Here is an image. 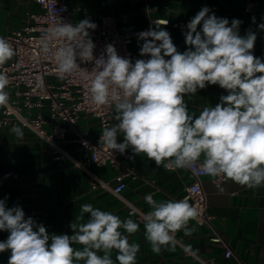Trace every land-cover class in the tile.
<instances>
[{"label":"clouds","instance_id":"clouds-1","mask_svg":"<svg viewBox=\"0 0 264 264\" xmlns=\"http://www.w3.org/2000/svg\"><path fill=\"white\" fill-rule=\"evenodd\" d=\"M241 23L233 19L230 24L205 6L186 26L187 50L179 52L168 31L149 29L138 33L140 55L149 58L135 62L118 55L111 44L95 59L87 30L97 25L88 19L75 26L58 24L49 34L74 41L55 52L61 79L80 70L78 59L94 60L85 77L91 101L96 106L111 103L117 121L104 127L100 144L120 154L131 148L134 155L144 154L166 168L194 169L202 158L198 167L203 174L257 189L264 187V59L254 55L257 35L251 30L239 34ZM259 28L264 30V24ZM15 55L12 44L0 37V67ZM9 83L0 71V108L9 104ZM208 85L227 94L198 116L190 114L185 96ZM10 132L17 140L24 137L21 127ZM120 135L123 142H118ZM144 199L150 207L142 217L144 236L154 253L175 251L177 232L190 237L196 231L189 222L199 212L187 198L157 202L147 194ZM6 200L0 199V231L9 235L0 241V253L10 251L8 264H136L140 245L130 243L128 235L140 225L132 218L122 220L86 203L69 225L73 235H49L43 224L25 218L21 206L8 207ZM84 214H89L86 220ZM77 244L82 247L75 248Z\"/></svg>","mask_w":264,"mask_h":264},{"label":"crops","instance_id":"crops-1","mask_svg":"<svg viewBox=\"0 0 264 264\" xmlns=\"http://www.w3.org/2000/svg\"><path fill=\"white\" fill-rule=\"evenodd\" d=\"M64 1L76 20L86 18L90 22H99L104 16L111 17L116 27L132 38L129 48L133 62L149 58L140 55L143 41L138 38V32L149 26L168 31L179 52L187 50L185 35H181L177 27L164 25L156 19H192L205 6L210 9V14L227 18L230 24L233 19L242 21L239 34L244 36L248 30L253 31L257 35L254 55L264 59V30L259 28L264 24V0ZM247 3H253L249 10L246 9ZM41 11L36 0H0V33L21 29L31 22V14ZM200 28L202 24L198 30ZM226 94L218 85H208L205 89H198L195 95L185 96V102L190 114L198 116L204 107H214L220 102V96ZM37 111V108L32 110L33 113ZM42 114L50 119L49 109L44 108ZM56 122L67 128V139L74 137L75 132L66 121ZM14 126L23 129L22 140H17L10 132ZM76 126L91 140L99 141L100 122L97 117L80 113ZM47 130H51L50 124ZM118 142H123L122 135L118 136ZM60 144L72 157L80 158L78 144ZM121 158L136 173L135 177L127 179L122 196L143 209L149 208L144 200L146 193H153L160 202L179 200L193 179L187 170H169L164 163L158 166L144 154L134 155L131 148ZM92 171L110 184L115 183L116 169L111 165L93 166ZM202 185L207 194V211L223 240H210V229L197 225L193 220L189 226L196 231L190 237L184 236L183 231L177 232L179 240L199 257L212 259L215 264H264V187L249 189L227 179L216 185L208 175L202 177ZM5 197L8 207L21 206L25 218L32 217L37 224H43L49 235H73L69 225L76 222L81 214V205L90 203L95 208L118 215L122 220L132 218L140 225L136 233L128 235L130 243L140 245L136 264H202L196 257L186 255L178 244L175 251L165 248L159 254L154 253L145 239L143 223L128 213L121 199L104 189H92L86 172L75 166L70 158L54 159L51 146L31 129L19 124L0 127V199ZM88 215L84 214L85 220ZM8 235L7 231H0V241L6 240ZM74 247L79 249L82 246L77 244ZM227 247L233 251L229 258L224 256ZM9 256L8 250L0 253V262L8 264ZM115 256L113 251L114 261Z\"/></svg>","mask_w":264,"mask_h":264},{"label":"built area","instance_id":"built-area-1","mask_svg":"<svg viewBox=\"0 0 264 264\" xmlns=\"http://www.w3.org/2000/svg\"><path fill=\"white\" fill-rule=\"evenodd\" d=\"M42 11L30 15L31 22L21 29L9 33H0V37L7 39L16 51V55L5 65L0 67L9 77L10 83L7 91L10 93V101L6 108H1L0 127L6 125H21L31 129L43 141L51 146L54 159L70 158L73 164L90 177L92 189H104L121 199L127 206V211L138 221L142 222V217L149 210L143 209L134 203L126 200L122 196V191L127 185V179L136 176L135 171L121 158L117 151L109 150L105 145L100 144V137L106 126L117 123L113 118L115 115L114 106L109 103L104 106H96L92 103L89 93L90 81L86 79V74L94 68L93 61H80V70L72 75H67L61 79L56 71L54 59L55 52L74 41L65 38H54L49 33L50 30L63 23L77 25L81 20H76L70 15L64 0H36ZM253 3H247L249 10ZM191 19H180L171 21L168 18H158L157 22L168 21L166 25L177 27L184 35L188 29L187 24ZM97 27L88 29L89 37L94 43L93 56L98 59L106 53V46L113 45L118 55L131 58L130 44L132 38L122 33L115 25L114 20L109 16H104L101 20L93 22ZM149 26L147 29L149 30ZM141 32V31H140ZM138 32V33H140ZM38 111L33 113L32 110ZM49 109L50 119H46L42 110ZM80 113H85L97 117L100 122L99 141L95 142L82 134L76 126ZM57 120L66 121L75 135L71 139L66 138L67 128L62 126ZM50 124L51 130H47ZM60 142H73L80 146V158L72 157L60 144ZM167 163V162H166ZM197 167L185 169L192 175V181L186 185L184 195L179 199L187 198L189 203L198 209L199 215L193 220L197 225L207 226L210 231V240L222 241V237L212 222V217L207 211V194L202 185V177L205 174ZM109 164L116 169L114 176L115 183L112 185L108 181L99 177L92 171L93 166H103ZM176 170L175 168H167ZM213 182L219 185L226 178L212 177ZM153 195V193H146ZM153 198L158 201L154 195ZM145 200V199H144ZM146 202V201H145ZM147 204V202H146ZM148 205V204H147ZM149 206V205H148ZM178 245L183 248L186 255L196 257L202 264H215L212 259H202L193 250L183 244L177 233L175 234ZM233 254L230 247H227L224 256L229 258ZM0 264H2L0 262Z\"/></svg>","mask_w":264,"mask_h":264}]
</instances>
